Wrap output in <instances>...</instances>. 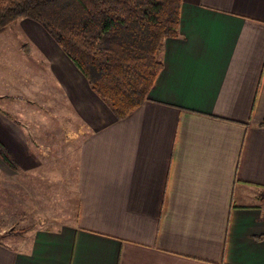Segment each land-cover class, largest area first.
<instances>
[{
    "label": "crops",
    "instance_id": "0c3cea01",
    "mask_svg": "<svg viewBox=\"0 0 264 264\" xmlns=\"http://www.w3.org/2000/svg\"><path fill=\"white\" fill-rule=\"evenodd\" d=\"M17 27L16 51L0 46V142L17 166L0 160V189L22 212L73 164L77 212L1 231L0 264H264V0H182L180 37L122 120L38 23Z\"/></svg>",
    "mask_w": 264,
    "mask_h": 264
},
{
    "label": "trees",
    "instance_id": "16d2710c",
    "mask_svg": "<svg viewBox=\"0 0 264 264\" xmlns=\"http://www.w3.org/2000/svg\"><path fill=\"white\" fill-rule=\"evenodd\" d=\"M181 4L182 0H0V33L17 19L38 23L122 120L146 101L163 67L164 40L180 37ZM0 160L16 170L1 142ZM256 201L264 219V188ZM28 230H9L3 236ZM256 239L262 241L264 235Z\"/></svg>",
    "mask_w": 264,
    "mask_h": 264
},
{
    "label": "rangeland",
    "instance_id": "374dc122",
    "mask_svg": "<svg viewBox=\"0 0 264 264\" xmlns=\"http://www.w3.org/2000/svg\"><path fill=\"white\" fill-rule=\"evenodd\" d=\"M18 20L8 25L0 33V46H6L7 44L11 52L16 51L17 44L20 39H23V35L17 27ZM81 131L80 125H76V132L80 133ZM73 169V164H71L65 182L67 183L66 187L58 184L56 189L37 190L35 200L31 198L35 190H28L30 194L28 203L30 205L24 208L22 212L17 211L16 188L14 187L7 192H2V189H0V232L3 230L16 232L31 225L33 227H54L64 223L65 213L68 214V218L72 219L71 221H74L77 212V190ZM49 208L55 211L62 221L49 220L53 216L50 214ZM28 219L30 220L26 222Z\"/></svg>",
    "mask_w": 264,
    "mask_h": 264
}]
</instances>
